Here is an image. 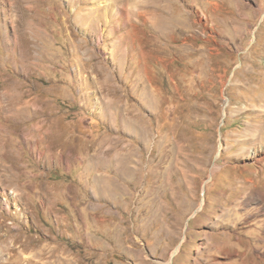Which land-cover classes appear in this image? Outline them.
<instances>
[{
	"label": "rangeland",
	"instance_id": "rangeland-1",
	"mask_svg": "<svg viewBox=\"0 0 264 264\" xmlns=\"http://www.w3.org/2000/svg\"><path fill=\"white\" fill-rule=\"evenodd\" d=\"M0 264H264V0H0Z\"/></svg>",
	"mask_w": 264,
	"mask_h": 264
},
{
	"label": "crops",
	"instance_id": "crops-1",
	"mask_svg": "<svg viewBox=\"0 0 264 264\" xmlns=\"http://www.w3.org/2000/svg\"><path fill=\"white\" fill-rule=\"evenodd\" d=\"M228 191H226V193H227ZM226 208V207H225ZM263 216V215H262Z\"/></svg>",
	"mask_w": 264,
	"mask_h": 264
}]
</instances>
